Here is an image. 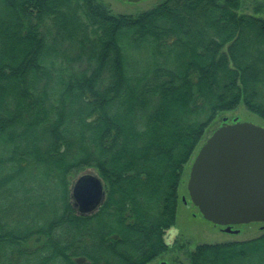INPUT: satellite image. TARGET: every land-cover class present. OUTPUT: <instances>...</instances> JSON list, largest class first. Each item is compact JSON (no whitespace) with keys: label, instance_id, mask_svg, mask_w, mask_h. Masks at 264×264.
Masks as SVG:
<instances>
[{"label":"trees","instance_id":"16d2710c","mask_svg":"<svg viewBox=\"0 0 264 264\" xmlns=\"http://www.w3.org/2000/svg\"><path fill=\"white\" fill-rule=\"evenodd\" d=\"M246 2L116 14L101 0H0V264L168 252L185 167L211 126L240 104L264 121V4ZM88 168L106 196L82 213L71 181ZM188 261L264 264V233L200 243Z\"/></svg>","mask_w":264,"mask_h":264},{"label":"water","instance_id":"95a60500","mask_svg":"<svg viewBox=\"0 0 264 264\" xmlns=\"http://www.w3.org/2000/svg\"><path fill=\"white\" fill-rule=\"evenodd\" d=\"M188 187L203 216L226 231H239L234 224L264 222V126L237 120L217 127L193 161ZM104 191L98 175L85 173L72 194L79 209L89 213Z\"/></svg>","mask_w":264,"mask_h":264},{"label":"rangeland","instance_id":"374dc122","mask_svg":"<svg viewBox=\"0 0 264 264\" xmlns=\"http://www.w3.org/2000/svg\"><path fill=\"white\" fill-rule=\"evenodd\" d=\"M109 6V9L116 14L127 13L136 14L147 9L154 7L163 0H101ZM264 4V0H261ZM246 8L243 11H253L254 4L252 0H247L245 3ZM261 15L264 16V7L262 8ZM249 121L264 126V121L256 114L250 112L243 104H240L235 110L228 111L218 117L214 125L211 126L206 134V137L200 144L203 145L205 140L212 134L213 130L224 122L234 121ZM199 147V148H200ZM199 148L193 155L190 163L185 167L183 173V180L179 187V201L177 208V217L175 224L167 231L166 239L170 245L168 252L162 256L152 260L148 264H162V261H167L168 264H189L188 253L193 250L196 245L200 243H221L228 241H237L254 238L264 233V222L254 221L250 223L235 225L233 229H240L239 232H227L223 226L215 225L212 221L206 219L201 213L200 209L192 202L189 193V178L193 161L198 153ZM85 173H92L98 175V172L94 168H88L83 173H79L74 176L71 181V187H73L76 180ZM102 180V179H101ZM103 182V181H102ZM105 190V187H104ZM106 196L104 191V197L99 206L94 210L96 211L103 203ZM73 203L79 212H82L75 204L73 197ZM92 211V212H94ZM85 213V212H82ZM90 213V212H89Z\"/></svg>","mask_w":264,"mask_h":264},{"label":"flooded vegetation","instance_id":"af4514ba","mask_svg":"<svg viewBox=\"0 0 264 264\" xmlns=\"http://www.w3.org/2000/svg\"><path fill=\"white\" fill-rule=\"evenodd\" d=\"M234 227V226H233ZM224 228V227H223Z\"/></svg>","mask_w":264,"mask_h":264}]
</instances>
